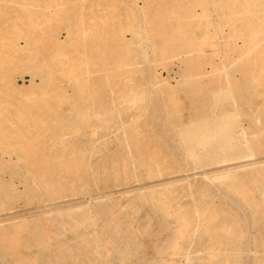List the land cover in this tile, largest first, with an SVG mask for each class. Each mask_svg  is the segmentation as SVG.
Segmentation results:
<instances>
[{
	"label": "bare ground",
	"instance_id": "bare-ground-1",
	"mask_svg": "<svg viewBox=\"0 0 264 264\" xmlns=\"http://www.w3.org/2000/svg\"><path fill=\"white\" fill-rule=\"evenodd\" d=\"M0 264H264V0H0Z\"/></svg>",
	"mask_w": 264,
	"mask_h": 264
}]
</instances>
